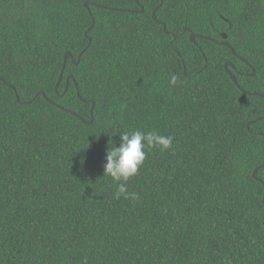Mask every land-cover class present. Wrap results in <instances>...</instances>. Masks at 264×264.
<instances>
[{
	"label": "trees",
	"instance_id": "trees-1",
	"mask_svg": "<svg viewBox=\"0 0 264 264\" xmlns=\"http://www.w3.org/2000/svg\"><path fill=\"white\" fill-rule=\"evenodd\" d=\"M0 78V264H264V0H0Z\"/></svg>",
	"mask_w": 264,
	"mask_h": 264
},
{
	"label": "clouds",
	"instance_id": "clouds-1",
	"mask_svg": "<svg viewBox=\"0 0 264 264\" xmlns=\"http://www.w3.org/2000/svg\"><path fill=\"white\" fill-rule=\"evenodd\" d=\"M178 82L176 74H170L169 85L175 86ZM119 136V146L112 140V146L106 152V162L103 165V177H108L116 185L114 197L128 199L134 198V194L129 193L127 183L135 177L143 166L147 149L158 148L165 152L172 147L173 137L171 135H161L156 131L129 130L123 131ZM115 137V136H114Z\"/></svg>",
	"mask_w": 264,
	"mask_h": 264
},
{
	"label": "water",
	"instance_id": "water-1",
	"mask_svg": "<svg viewBox=\"0 0 264 264\" xmlns=\"http://www.w3.org/2000/svg\"><path fill=\"white\" fill-rule=\"evenodd\" d=\"M85 6H86L87 9H89V4H88V3H86ZM143 12H144V9L141 10V13H143ZM156 12H157V10H155V11L153 12V17L155 16ZM92 27H93V25L91 26V28H92ZM91 28H90V29H91ZM164 30L167 31V30H166V27L164 28ZM185 31H186V32H190V29L187 28ZM198 38H201V36L196 35V34H194V33H192V34L190 35V41H191L192 43H196V40H197ZM222 38L224 39V41L220 42L219 44L222 45V46L228 47L229 49H231V51L233 52V54L236 55V53L234 52V50H233V48L231 47V45H230L228 42L225 41V40L228 38V36H227L226 34H222ZM209 40H211V41L214 42V43H218V42H216L215 40H212V39H210V38H209ZM87 48H88V47H87ZM83 53H84V52H82V53L80 54V57L83 55ZM68 58H72L71 53H67V54L65 55V58H64V66H63V69H62V74H63V72H64V70H65V65H66V62H67ZM240 59L248 64V62H247L246 60H244L243 58H240ZM79 61H80V59H79ZM79 61H78L76 64H78ZM248 65H249V64H248ZM229 66H232V64H231V63H227V64L225 65L226 69H227ZM252 70H253V73H252V76H253V75L255 74V70H254V68H252ZM231 78H232V80L234 81V83H235L236 85H238L235 76H234V75H231ZM0 81H3V79L0 78ZM238 87H240V86H238ZM40 94H42V93H39V94L37 95V97H38ZM253 95L263 97V95H261V94H259V93H254ZM37 97H36V98H37ZM17 101L20 102V100H19L18 97H17ZM29 103H30V102H29ZM94 108H95V105L93 104L92 111H91V114H92V115H93ZM261 119H262V118H259V119L256 120V121L249 122V123L247 124V129L250 130V126H251L252 124H254L255 122H257V121H260ZM92 123H93V118H92V120H91L90 122H88V124H92ZM263 167H264V165H262V166H260V167H258V168L256 169V171H255L254 174H253L254 178H256V172H257V170H259V169H261V168H263ZM256 179H257V178H256ZM263 185H264V183H263ZM263 202H264V198H263Z\"/></svg>",
	"mask_w": 264,
	"mask_h": 264
}]
</instances>
